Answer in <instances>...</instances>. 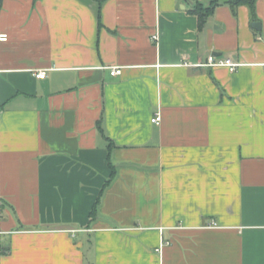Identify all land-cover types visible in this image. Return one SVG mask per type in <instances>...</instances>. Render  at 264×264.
I'll return each instance as SVG.
<instances>
[{"label": "crops", "instance_id": "obj_1", "mask_svg": "<svg viewBox=\"0 0 264 264\" xmlns=\"http://www.w3.org/2000/svg\"><path fill=\"white\" fill-rule=\"evenodd\" d=\"M196 1L3 0L0 264H264V0Z\"/></svg>", "mask_w": 264, "mask_h": 264}, {"label": "trees", "instance_id": "obj_2", "mask_svg": "<svg viewBox=\"0 0 264 264\" xmlns=\"http://www.w3.org/2000/svg\"><path fill=\"white\" fill-rule=\"evenodd\" d=\"M101 1H103V0H101ZM2 2H3V0H0V7L2 5ZM226 3L228 5H230V7L233 9V11L235 13L237 12L238 6L247 5L250 8V11H251L253 17H255L257 0H227ZM220 4H221V0H211L208 4H204V3H201L200 1H196L191 12L197 15L200 28L203 27V25L205 24L208 17L213 14L216 7L219 6ZM102 122H103V115L98 121V127L100 128V130L103 131ZM110 165L113 168V171H112V174L110 177V179H112L114 174H115V169L111 163H110ZM109 181L110 180H108L106 183H109ZM107 185L108 184L104 185V190L107 187ZM100 199H101V196L97 199V201L95 202V204L93 205V207L90 211V222L97 220V218L99 216V206L101 204ZM4 204L5 203L2 202L3 206H4Z\"/></svg>", "mask_w": 264, "mask_h": 264}, {"label": "built area", "instance_id": "obj_3", "mask_svg": "<svg viewBox=\"0 0 264 264\" xmlns=\"http://www.w3.org/2000/svg\"><path fill=\"white\" fill-rule=\"evenodd\" d=\"M8 39V34L6 33H0V40H7ZM207 66H226L229 68L230 71H235L237 70V68L241 65V63L239 62H235L230 58H226V59H217L214 56H209L208 61L206 62ZM264 65V64H263ZM123 71L122 67L119 66H113L110 69V73L113 76L119 75L121 74ZM47 75L46 70H40L38 72H36V76L38 78H45ZM161 115L159 113L155 114L152 117V122L156 123V124H160L161 123Z\"/></svg>", "mask_w": 264, "mask_h": 264}, {"label": "water", "instance_id": "obj_4", "mask_svg": "<svg viewBox=\"0 0 264 264\" xmlns=\"http://www.w3.org/2000/svg\"><path fill=\"white\" fill-rule=\"evenodd\" d=\"M253 27H254L255 29L260 30V29H261V23H260L259 21H256V22L253 23Z\"/></svg>", "mask_w": 264, "mask_h": 264}]
</instances>
